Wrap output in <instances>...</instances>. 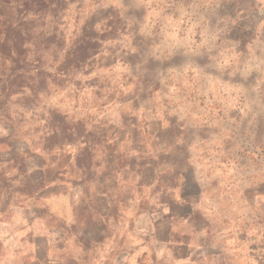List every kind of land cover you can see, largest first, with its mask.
<instances>
[{"label":"rangeland","instance_id":"obj_1","mask_svg":"<svg viewBox=\"0 0 264 264\" xmlns=\"http://www.w3.org/2000/svg\"><path fill=\"white\" fill-rule=\"evenodd\" d=\"M15 2L0 26V118L92 148L156 124L192 182H261L252 218L264 220V0Z\"/></svg>","mask_w":264,"mask_h":264},{"label":"crops","instance_id":"obj_2","mask_svg":"<svg viewBox=\"0 0 264 264\" xmlns=\"http://www.w3.org/2000/svg\"><path fill=\"white\" fill-rule=\"evenodd\" d=\"M15 5L0 0V26ZM32 132L0 118V264H264L251 175L243 191L192 182L156 124L98 148Z\"/></svg>","mask_w":264,"mask_h":264}]
</instances>
